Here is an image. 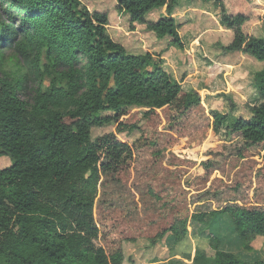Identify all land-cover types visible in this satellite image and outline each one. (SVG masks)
<instances>
[{
    "label": "trees",
    "instance_id": "16d2710c",
    "mask_svg": "<svg viewBox=\"0 0 264 264\" xmlns=\"http://www.w3.org/2000/svg\"><path fill=\"white\" fill-rule=\"evenodd\" d=\"M84 1L0 0V264H125L127 246L142 239L164 241L170 255L188 216H227L254 251L264 239V161L253 160L264 150V37L230 7L253 11L264 0H95L113 4V21ZM191 15L228 35L207 59L250 65L226 77L234 92L248 88L244 102L233 91L203 99L215 78L193 84L186 43L208 45ZM255 17L264 27V14ZM120 25L126 35L143 27L153 49L129 52ZM8 60L21 68L15 77L2 71ZM208 132L219 142L203 144L198 162ZM132 133V142L118 138ZM195 166L185 187L180 171ZM193 261L264 264L221 251L214 236Z\"/></svg>",
    "mask_w": 264,
    "mask_h": 264
},
{
    "label": "rangeland",
    "instance_id": "374dc122",
    "mask_svg": "<svg viewBox=\"0 0 264 264\" xmlns=\"http://www.w3.org/2000/svg\"><path fill=\"white\" fill-rule=\"evenodd\" d=\"M233 1L234 0H230V3ZM235 3H237L236 9H234L232 5V7H230L232 10H236L239 12L241 11L248 14V22L246 23L247 32L252 33L258 37H264V27H261V22H258L257 18L255 17V14H264V2H257V4L259 5L258 7H255L253 11H249L248 5L243 3L242 1L240 3ZM84 5L89 9V11H107L111 21L116 19L115 12L113 10V4L108 1H84ZM177 16H179V11L177 12ZM194 17V15H191V17L189 18L193 23L196 24L197 29L199 30L197 33V37L202 36L203 41L205 40L207 42L208 47L202 45L201 37H199V40L196 39L191 42L190 45L189 42L186 43V50L188 53L187 55L188 57H190L192 64L190 66V72L193 74L192 78L193 80H195L194 82H196L193 84L196 87L201 88L204 80L207 85H212L210 77L215 78L213 80L217 85L213 84L215 86L213 87V89H210L208 86L202 87L204 88V90L200 91V95L203 99L207 94L216 93L219 91L234 92V88L230 86L228 81L226 82V72H230L231 70H233V68L240 67L241 64H244L247 68H249L250 65L245 60L240 59V64L237 63L238 65L236 66L219 65L218 67L217 62L213 64L212 61L207 59L205 54L208 55L210 51L214 53V51L218 50V44L226 43L228 41V35L218 27L217 23L210 16L206 18H202L199 15L196 16V18ZM189 27L194 28L195 26ZM125 31L128 32L127 27H125L124 25H120V34L117 35V38L121 43L124 44L129 52L140 53L145 50L153 49L152 42L154 41V39L146 33V30H144L143 27L139 28L136 35H126ZM188 31V29H183L181 31V35L183 36V38H186V40L188 37ZM135 36L138 37V40ZM136 45H138V47ZM196 48H199V51H197ZM5 55L6 57H11L12 53L6 52ZM16 63L17 62L13 60L6 61L2 71L7 73L9 76L15 77L17 72L21 70V68ZM20 65L25 68V70H27L26 66L22 62L20 63ZM185 67L174 69V75L178 79L182 74L185 73L186 75L188 73L185 71ZM204 74L209 75H207L208 77L204 78ZM47 82L48 80L45 79V84H47ZM244 88L245 92L248 91V88L245 85ZM245 92L242 94L241 92H234V94L237 95L240 100H242L241 102H244L245 99H243L242 96L245 97ZM28 95L29 92L26 93V97ZM26 97L22 98L25 99ZM113 129V125L105 126L102 128H93L91 132L92 138L109 133L113 131ZM137 136V133L121 134L118 136V138L125 142H132L136 139ZM209 139L215 141L214 144H217L219 142V138H213L210 132H208L206 140L201 144L202 146L198 155V162L202 161L203 144L208 143ZM253 160L257 161L260 165L264 161V150L257 152L253 157ZM197 169L198 166H195L191 169L182 168L180 171V180L182 181V184H184V181L189 176L195 175ZM214 176L219 177L217 173H214L212 177ZM184 186L186 187V184H184ZM186 218L187 234L180 242L175 245L170 255L168 251L169 246L164 241L157 243L152 247L149 245V242L147 240L142 239L135 243L136 246H134L133 250H130L129 245L127 246L128 249L126 248L127 254L125 257V264H208L206 262L194 263L193 258L208 246V243L212 236L216 237L219 240V249L223 250L224 252L232 253L237 259L248 263H253L259 260L264 261V239L253 244V248H256H254V251H244L242 248V242L239 239L238 235L235 233L233 226L231 225L227 216L216 217L209 224H198L191 221L189 216Z\"/></svg>",
    "mask_w": 264,
    "mask_h": 264
},
{
    "label": "crops",
    "instance_id": "0c3cea01",
    "mask_svg": "<svg viewBox=\"0 0 264 264\" xmlns=\"http://www.w3.org/2000/svg\"><path fill=\"white\" fill-rule=\"evenodd\" d=\"M232 71H230V72H226L227 74L226 75H228V74H230ZM217 217H220V216H217ZM216 218V217H215ZM214 220V219H213ZM212 220V221H213ZM221 250V249H220ZM221 251H223V250H221Z\"/></svg>",
    "mask_w": 264,
    "mask_h": 264
}]
</instances>
